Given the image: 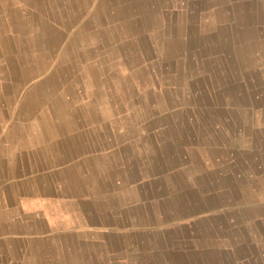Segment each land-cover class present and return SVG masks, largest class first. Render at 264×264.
I'll return each instance as SVG.
<instances>
[{"label": "crops", "instance_id": "obj_1", "mask_svg": "<svg viewBox=\"0 0 264 264\" xmlns=\"http://www.w3.org/2000/svg\"><path fill=\"white\" fill-rule=\"evenodd\" d=\"M12 1L92 26L45 106L0 77V264H264V0Z\"/></svg>", "mask_w": 264, "mask_h": 264}, {"label": "bare ground", "instance_id": "obj_2", "mask_svg": "<svg viewBox=\"0 0 264 264\" xmlns=\"http://www.w3.org/2000/svg\"><path fill=\"white\" fill-rule=\"evenodd\" d=\"M36 1H39V0H36ZM98 1L100 2L99 4H102L103 2H105L103 0L101 1L98 0ZM14 3L15 1H12L11 3L8 4L11 9L10 12L13 13V18L8 21L0 18V77L2 79L3 78L12 79V85H11L12 89L9 90L7 93H5L4 101L8 109H11L15 106L13 102H15L17 98L20 99V101H23L22 104L19 102V104H21L22 110L24 107H27L30 110L34 108L38 109L40 107L45 106V104L49 103L50 98L52 97V91L50 89H47L48 87L43 88V85H42V84H46L48 81H51L50 74L51 73L53 74V72H55V69L51 68V72L48 73L49 72L48 68L50 67V64L53 62L54 59L56 60V58L62 62L69 60L70 58H73L74 61L82 60L84 58L83 54H85V52H79L80 50L75 51V45L77 44V42H79L77 41L79 33H87L88 31L85 32L86 29L90 30L92 25H90L89 23L90 21L89 18H86V20H84L82 23L81 22L77 23L78 20H76V24H75V21L73 20L68 23L65 22V24H63L62 27L59 24H54L53 22L52 24L53 26L56 27L55 29H59L60 32L62 33L60 40L55 42L53 39H50L47 36L46 34L47 31L46 33L44 32V29L49 28L48 24L50 22L46 24V21L41 18V14L43 13V11L44 10L46 11V9H44V6L42 4H35V6H33L34 7V11L32 10L33 16L30 15L28 16V18H23L20 14L17 13L16 10L13 9V7L15 6ZM84 8H85V5H84ZM8 30H14L16 35H12L11 33H9ZM67 34H69L70 37L66 41H64V37ZM108 35H109V38H112V35L110 33ZM61 43H63V46H62L63 50H61L60 53L58 51L56 52L55 50H57L58 46ZM29 60L32 61L31 62L32 64L30 67L26 66L27 65L26 62L27 61L29 62ZM70 70L71 69L69 68V71ZM82 70L84 71L85 69L82 67ZM27 83L29 84L28 86H27ZM3 84H4L3 86L5 87L9 86V84L7 85L6 81L3 82ZM26 102L28 103V105H25ZM47 128H48V125H47ZM252 128H254L253 132L256 133L257 132V130H255L256 127L254 126ZM235 133H236L235 131L229 130L228 134L230 136V139L234 138ZM9 139H13V133L10 130L4 133V136L0 139V143H4L6 140H9ZM251 139H252L251 135H249L248 132L245 133V130H243V135L242 137H240V139H238V141L241 143H248V142L251 143L250 141ZM254 140H258L260 141V143H263L264 137L256 136Z\"/></svg>", "mask_w": 264, "mask_h": 264}, {"label": "rangeland", "instance_id": "obj_3", "mask_svg": "<svg viewBox=\"0 0 264 264\" xmlns=\"http://www.w3.org/2000/svg\"><path fill=\"white\" fill-rule=\"evenodd\" d=\"M180 1H181V0H176V2H180ZM145 53L150 54V52H148V51L145 52ZM249 81L253 82V79H249ZM255 96L258 97V94H256ZM258 127H260V126H258Z\"/></svg>", "mask_w": 264, "mask_h": 264}]
</instances>
